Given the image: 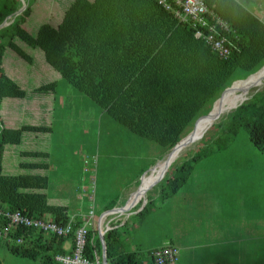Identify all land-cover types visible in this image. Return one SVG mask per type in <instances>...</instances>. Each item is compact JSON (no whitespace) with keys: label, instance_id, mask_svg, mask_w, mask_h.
Returning <instances> with one entry per match:
<instances>
[{"label":"rangeland","instance_id":"1","mask_svg":"<svg viewBox=\"0 0 264 264\" xmlns=\"http://www.w3.org/2000/svg\"><path fill=\"white\" fill-rule=\"evenodd\" d=\"M74 1L0 0V14L15 10L6 16L5 24L4 21L0 24L2 72L25 91L22 98L0 99V129H17L23 125L50 127L49 131H22L18 144L4 145L1 166L6 175L48 176V185L43 192L51 204L66 205L69 202V207H85L87 212L93 203V220L98 226L104 210L110 204L124 205L142 176L162 164L171 150L166 154L159 144L132 133L113 120L49 66L41 49L28 45L14 33L17 24L32 36L43 24L57 26ZM10 40L26 57L6 46ZM246 75L247 72L236 70L232 82H236L234 89L226 93L231 94L229 92L240 85L247 84L244 81ZM260 80L249 83L245 101L231 110L222 108L219 116L218 111L203 135L178 153L166 170L169 174L180 162L192 159L196 152L207 154L192 162L188 178L177 194L163 202L158 193L159 184L150 185L138 202L144 205L148 194L154 200L144 218L130 217L135 212L114 213L101 223L105 229L109 220L121 217L127 224L122 236L124 249L138 251L143 264H150L148 251L164 245L169 239H175L181 247L187 239V244L192 246L183 253L182 261L175 264H204L215 259H218L217 263L264 264V155L252 144L244 125L237 126L228 116L237 106L247 102H254L256 106L250 108V114L253 110L264 114V101L261 100L264 78ZM52 82H56L54 92L35 90ZM239 92L243 93V89L239 88ZM220 104L222 106V102ZM36 151L48 155H22ZM21 163H47L48 168L31 170L21 168ZM150 181L153 182L152 178ZM84 197L85 205L82 206ZM179 197H184L181 202ZM196 234L199 238L210 235L209 239L218 241L212 243L213 248L200 249L195 246L193 237ZM204 238H200L199 243L202 240L206 243ZM0 261L2 264H48L41 259L15 255L5 240L0 241Z\"/></svg>","mask_w":264,"mask_h":264},{"label":"trees","instance_id":"2","mask_svg":"<svg viewBox=\"0 0 264 264\" xmlns=\"http://www.w3.org/2000/svg\"><path fill=\"white\" fill-rule=\"evenodd\" d=\"M204 1L230 26L227 34L232 48L226 58L195 37L190 21H181L158 0H75L57 26L43 24L32 36L17 24L14 33L28 45L41 49L49 66L113 120L159 144L167 154L193 130L196 118L211 111L223 90L232 84L236 70L247 72L246 80L264 64V23L234 0ZM13 11L1 13L0 24ZM6 46L26 57L13 41ZM55 89L56 82H52L35 90L54 92ZM24 95L25 91L15 81L3 74L0 64V99ZM261 100L264 101V95ZM250 108H256L254 102L242 103L228 116L237 126L244 125L250 141L264 155V114H257L256 110L250 114ZM202 120H198L196 127ZM25 130L49 131L50 127L23 125L17 129H0V211L66 224L70 221L67 206L51 204L43 192L48 176L2 173L4 145L18 144ZM206 154L198 151L192 159L176 165L172 173L166 171L156 184H159V196L165 199L174 195L186 182L192 162ZM22 155L47 157L48 154L36 151ZM21 168L45 170L48 164L21 163ZM153 202L148 194L146 203L136 205L133 211L137 212L133 215L144 218ZM113 207L110 204L107 209ZM122 222L121 219L110 222L111 228L103 235L107 263L143 264L138 251L124 249L127 224ZM7 224L8 219L0 215V232ZM82 224V220H74L68 236L12 226L0 241L5 240L15 255L50 264L56 261V255L73 252L74 233ZM87 238L84 255L94 262L97 255L101 257L102 242L96 230H88ZM68 242L71 247L66 250L64 245ZM154 250L147 253L150 264H154Z\"/></svg>","mask_w":264,"mask_h":264},{"label":"built area","instance_id":"3","mask_svg":"<svg viewBox=\"0 0 264 264\" xmlns=\"http://www.w3.org/2000/svg\"><path fill=\"white\" fill-rule=\"evenodd\" d=\"M158 3L166 10L174 13L181 21H190L194 28L196 38L203 39L211 48L222 57L229 56L232 48L230 35V27L226 21L215 15L206 5L204 0H158ZM83 219L84 224L75 230L74 234V250L70 255H58L56 258L63 264H99L96 256L95 262L89 261L85 255L87 246V225L93 219V203ZM8 219L7 226L0 232L1 235H7L9 228L15 225H24L35 227L47 233L56 236H68L72 231L71 220L66 224H61L53 220L41 217H28L20 212L5 213ZM89 222V223H88ZM88 223V224H87ZM154 264H175L179 258L177 247L166 245L157 248L152 253Z\"/></svg>","mask_w":264,"mask_h":264},{"label":"crops","instance_id":"4","mask_svg":"<svg viewBox=\"0 0 264 264\" xmlns=\"http://www.w3.org/2000/svg\"><path fill=\"white\" fill-rule=\"evenodd\" d=\"M234 1H236L238 4H240L241 6H244L247 10H249L250 11V13L251 14H253L255 17H257L260 21H262L263 23H264V0H234ZM212 11V10H211ZM213 13L215 14V15H218L217 13H215L214 11H213ZM219 16V15H218ZM220 17V16H219ZM221 18V17H220ZM221 19H223V18H221ZM224 20V19H223ZM225 21V20H224ZM227 22V21H226ZM5 23H6V21H5ZM227 24H228V22H227ZM229 25V24H228ZM230 27V26H229ZM159 167V166H158ZM158 167L157 168H153V169H151L150 170V173L148 172V173H146L145 175H143L142 176V179H141V182H140V184L138 185V183L136 184V186L139 188V186H141V189L138 191V193H136V194H134L137 190H138V188L135 186V188H134V190L132 191V194L130 195V197H129V199L127 198V200H126V202H125V204L123 205V206H125L126 204L128 205V206H132L130 209H128V210H125V211H121V210H119V209H117V210H113V209H115V208H121V207H123L122 205L121 206H116V207H113L112 209H107L106 208V210H104V212L100 215V217H99V219H98V226L97 225H95V221L94 220H92L90 223H91V225H90V228H88V225H87V228H88V230H90V229H92V230H96L97 232H98V236H99V238H100V234L103 232V233H105L108 229H110L111 228V226H110V222H112L111 220H109V222H108V224H107V227L104 229V227L102 228V226H101V223L105 220V219H107V217L108 216H110V215H112V214H114V213H116L117 215H121V214H123V213H128V212H130V213H133V212H137V211H130L134 206H136L137 204H138V202L142 199V197L144 196V194L147 192V190L148 189H150L151 188V181L149 182V180L152 178V180L154 181L155 180V178H156V174H157V172H158ZM156 172V174H155V176H154V173ZM163 176V175H162ZM155 177V178H154ZM157 184V183H156ZM156 184H154V185H152V186H154L155 187V185ZM153 187V188H154ZM137 188V189H136ZM145 188H148L146 191H145ZM153 188H152V190H153ZM151 190V191H152ZM178 193V191L175 193V194H177ZM174 194V195H175ZM170 197H172V196H170ZM170 197H168V198H165V199H163V200H161V201H166V200H168ZM184 197H179V202H181V200L183 199ZM85 197L84 198H82L81 200L83 201V205L82 206H84L85 205ZM137 201V202H136ZM154 201V200H153ZM57 205H63V206H67V208H68V214H69V216L70 217H72V218H75L76 220L77 219H79V220H82V222L84 223V221H83V219L85 218V216H86V211H85V207H76V206H70L69 207V202L65 205V204H63V203H61V204H57ZM72 207H73V209H72ZM93 208H94V205H93ZM72 210H74L73 212H72ZM94 212V211H93ZM87 213H88V211H87ZM134 214V213H133ZM133 214H131V215H133ZM121 217H118V219H120ZM93 219H94V216H93ZM124 222H122L121 224H123ZM191 234H193V233H191ZM209 237H210V235H208L207 237H205L204 238V236H202V237H200V238H204V240H206L207 242L205 243V242H203V240L199 243V237L197 236V234H196V237L194 236L193 238L195 239V246L196 247H199L200 249H201V247H204V248H213V247H215V246H212L213 244L212 243H214V242H216V241H218V240H216V241H212L211 239H209ZM101 240V239H100ZM175 239H169L168 240V242H166L164 245H161V246H158V247H155V248H153V249H151V250H154V249H156V248H160V247H163V246H166V245H172V246H175V247H177V249H178V251H179V260H178V262H180V259H181V261H182V257H183V253L184 252H188V248H190V249H192V246L191 245H189V244H187L188 243V241H187V239H186V241H185V243L186 244H183L182 243V247L181 246H178L175 242ZM70 247H71V244L68 242V243H66L65 245H64V248L66 249V250H68V249H70ZM102 253H103V250H102ZM97 257H98V260H99V262H100V264H103V256H102V254H101V257L100 256H98L97 255ZM102 259V260H101ZM202 260V259H201ZM218 259H215L214 261H205L206 263H204V264H207V263H212V262H219V261H217Z\"/></svg>","mask_w":264,"mask_h":264},{"label":"bare ground","instance_id":"5","mask_svg":"<svg viewBox=\"0 0 264 264\" xmlns=\"http://www.w3.org/2000/svg\"><path fill=\"white\" fill-rule=\"evenodd\" d=\"M262 78H264V69L263 70H261L259 73H257V74H254V75H252L250 78H248L247 80H245V83H247V84H243V85H240L239 87H237V89H236V91L234 92V91H231V92H229V93H232V92H234V94H232V95H230L227 99H225V97L228 95V92L227 93H225L224 95H223V97H222V99L218 102V103H216V105H215V107H214V110H213V115H216V113L218 112V116L223 112V110H222V108H225V107H227V109L228 110H231V109H233L236 105H238L239 103H241V102H243V100H244V96H245V93H246V90L248 89V87H249V83L252 81H258V80H260V79H262ZM261 81V80H260ZM241 83V82H240ZM239 83V84H240ZM239 84H237V85H239ZM236 85V86H237ZM235 86V87H236ZM239 88H242L243 89V93L241 92H239V93H237V91H238V89ZM234 89V88H233ZM232 89V90H233ZM225 99V100H224ZM224 100V101H223ZM223 101V102H222ZM245 101V100H244ZM222 102V106H221V103ZM221 106V108L219 109V107ZM214 118H215V116H214ZM213 118V119H214ZM213 119L212 118H210V117H205L203 120H202V122L199 124V126L197 127V129H196V134H195V138H194V140L193 141H196L195 139H198V138H200L202 135H203V132L205 131V129L206 128H208V126H209V124H212L213 123ZM192 141V142H193ZM179 153V152H178ZM173 154V155H171L170 156V162H169V164H168V168H169V166H170V164L175 160V158H176V156H178L179 154ZM169 157V156H168ZM166 161V160H165ZM165 161L162 163V164H160L159 165V171L157 172V174H156V178H155V180L151 183V185H154V184H156L159 180H160V178L162 177V175H163V172H165L168 168L165 166ZM166 167V168H165ZM166 169V170H165ZM5 213L6 212H4V211H0V215H3L4 217H6V215H5ZM72 218V217H71ZM71 218H70V220H71ZM74 220H75V218H73ZM73 220V221H74ZM93 220V219H92ZM73 221H71V222H73ZM84 224V223H83ZM82 224V225H83ZM82 225H80V226H82ZM15 226H24V225H15ZM79 226V227H80ZM25 227H29V226H25ZM35 228V227H34ZM37 229V228H36ZM88 229V228H87ZM38 230H40V229H38ZM45 232V231H44ZM47 233V232H46ZM49 234H51V233H49ZM75 234V233H74ZM101 234H102V238H101ZM100 234V239H101V242H102V246H103V244H104V241H103V235H104V233L102 232ZM54 235V234H53ZM88 235V234H87ZM87 240H88V238H87ZM20 242V241H19ZM88 242V241H87ZM74 243H75V239H74ZM73 250H74V248H73ZM70 254H72V253H67V254H61V255H70ZM106 255V254H105ZM58 255H56L55 256V260L58 262V260H57V257ZM153 258V257H152ZM95 262V261H94ZM62 263V262H61ZM99 264H100V262H99Z\"/></svg>","mask_w":264,"mask_h":264},{"label":"water","instance_id":"6","mask_svg":"<svg viewBox=\"0 0 264 264\" xmlns=\"http://www.w3.org/2000/svg\"><path fill=\"white\" fill-rule=\"evenodd\" d=\"M6 20H7V18L4 20L3 24H5V21H6ZM263 69H264V66H263L262 68H260L258 71H256L255 73L249 75V76L247 77V79L250 78V76L259 73V72H260L261 70H263ZM235 83H236V82H235ZM235 83H233L230 87L226 88V89L222 92L221 96L215 101V103H214V105H213V107H212V110H211L209 113H207V114L201 116L200 118H198V119L196 120L193 130H192L187 136H185V137H184L179 143H177V144L171 149L170 156L173 155V154H177V153L180 152L184 147H186L189 143H191V142L194 140V138H195V134H196V125H197L198 120H200V119H202V118H204V117H210V118H212V119L214 118V116H215V118L217 117V115H213V114H212V113H213V110H214V107H215V105H216V103H218V102L222 99V97H223V95H224V93H225L226 91H228V90H230V89H232V88L234 87ZM170 156H169V157L166 159V161H165V166H166V167L168 166V164H169V162H170ZM166 167H165V168H166ZM167 168H168V167H167ZM165 170H166V169H165ZM163 174H164V172H163ZM140 189H141V186H139L138 190H137L134 194L138 193V191H139ZM147 189H148V188H145V191H146ZM136 202H137V201H136ZM132 206H133V205H132ZM132 206H131V205L128 206V205L126 204L125 206H123V207H121V208H115V209H113V210H117V209H119V210H121V211H125V210L130 209ZM101 238H102V234H101ZM102 250H103V253H102V256H103V264H108V263H107V260H106V255H105V252H106V246H105L104 244H103V246H102Z\"/></svg>","mask_w":264,"mask_h":264}]
</instances>
